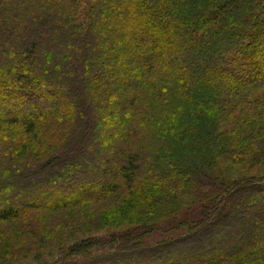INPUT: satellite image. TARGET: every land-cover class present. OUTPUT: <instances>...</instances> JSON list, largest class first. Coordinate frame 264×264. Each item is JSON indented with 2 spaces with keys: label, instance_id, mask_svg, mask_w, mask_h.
<instances>
[{
  "label": "trees",
  "instance_id": "trees-1",
  "mask_svg": "<svg viewBox=\"0 0 264 264\" xmlns=\"http://www.w3.org/2000/svg\"><path fill=\"white\" fill-rule=\"evenodd\" d=\"M0 138V175L62 181L0 197L1 252L16 246L6 229L39 236L191 196L201 211L162 241L149 243L146 223L88 236L53 264H260L264 177L215 171L220 158L264 161V0H0ZM212 227L218 246L179 252Z\"/></svg>",
  "mask_w": 264,
  "mask_h": 264
},
{
  "label": "rangeland",
  "instance_id": "rangeland-1",
  "mask_svg": "<svg viewBox=\"0 0 264 264\" xmlns=\"http://www.w3.org/2000/svg\"><path fill=\"white\" fill-rule=\"evenodd\" d=\"M56 104L58 106V103H55L54 105L56 106ZM250 115L253 116V112L246 110L245 116L251 117ZM239 116V110L230 112L227 122H223L224 124L221 123V128L225 130L232 128L233 123H235L236 118ZM8 150L9 147L7 141L0 138L1 160L4 154H6L5 151ZM188 155L191 157L194 156V154L191 153V150L190 154H187V156ZM47 172L38 171L33 174L22 173L21 175H23L24 178H21V176L18 177V175L14 174L7 176L0 175V182L3 183L6 181L9 183H7L8 185L5 183L7 185L6 190L0 191V197L2 198L1 202H6L7 198H10V196L22 194L25 189V191H27L30 187L32 188V186L37 187L41 184L43 185V182L48 184L54 183L58 186L62 183L60 177L56 176V170ZM215 173L216 175H219V177L227 179L230 182L237 181L245 183L246 181H252L253 179L264 177V161H262V163L256 162L252 154L244 156L243 161L239 163H231L220 158ZM23 179L29 181V183L26 182V184H23L22 182H25ZM199 201L191 196L183 197L181 200L172 201L169 206L165 205L163 209H154L153 215L146 213L145 209L140 208H120V210L108 209L100 215L94 214L93 216L82 218L77 220L76 223H70L65 227H63V224H59L60 227L52 229V232L49 233L43 231L37 232L39 236H30V233L27 234L21 232L20 227L12 230L6 229L8 233L7 235H10V238H13L10 244H16V246L8 245L11 247L9 248L10 250L7 252L0 251V264H53L63 256L64 251L69 245L88 236H112L115 233L131 231L138 232L141 231L146 223L152 224L151 226L156 225L154 228L155 230L153 232L151 230L152 233L148 236L147 240L149 243H157L176 233L168 228L170 224L175 222L179 223L183 219L191 220L192 217H196L203 206ZM179 209L181 213L177 214ZM212 228L214 233H212L210 237L205 239H198L196 237V241L194 238V243L190 244L192 246H189L187 249H181L179 252L194 254V252H197L199 247L203 245L209 248L218 246L222 239V235H220L222 228ZM240 228L241 227H239V229ZM239 229L235 231L239 232ZM179 230L181 233H185L187 227L181 225ZM16 233L18 234L16 235ZM252 253H254V256L259 259H262V262L258 261V263L264 264V242ZM139 259V256L132 255L129 264H134V262ZM160 261L165 260L162 258Z\"/></svg>",
  "mask_w": 264,
  "mask_h": 264
}]
</instances>
